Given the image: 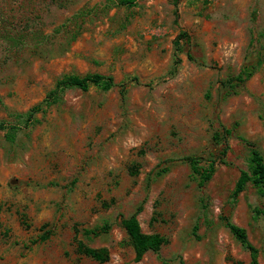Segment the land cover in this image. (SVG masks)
Returning <instances> with one entry per match:
<instances>
[{"label": "rangeland", "instance_id": "obj_1", "mask_svg": "<svg viewBox=\"0 0 264 264\" xmlns=\"http://www.w3.org/2000/svg\"><path fill=\"white\" fill-rule=\"evenodd\" d=\"M117 1L0 0V121L18 128L0 131V264H98L75 241L106 248L103 264H249L223 217L264 264V196L247 185L231 198L248 167L243 140L264 158V0ZM258 59L241 86L225 85ZM89 73L116 86L66 90L24 125L57 80ZM188 155L220 159L203 188ZM139 206L141 231L167 243L136 262L120 216Z\"/></svg>", "mask_w": 264, "mask_h": 264}, {"label": "trees", "instance_id": "obj_2", "mask_svg": "<svg viewBox=\"0 0 264 264\" xmlns=\"http://www.w3.org/2000/svg\"><path fill=\"white\" fill-rule=\"evenodd\" d=\"M174 3H176V0L174 1ZM117 4L120 6L132 7L135 5V0H118ZM181 41H189V36L186 32L179 33L174 40V68H176V66L180 63L177 54L181 51ZM187 58L190 61L193 60L190 54H187ZM261 63L262 59H258L255 63L244 67L237 76L226 81L225 85H227L230 90L238 88L253 75V73L261 65ZM130 80L135 82L137 81V79L134 77ZM115 86L116 83L114 81V78L110 75H103L99 73H89L85 75H66L55 82L53 88L47 93L41 103L33 106L27 113H25L24 115L22 114L19 117L23 119L22 122L24 123V125L28 126L35 121V115L37 113L42 112L46 109V107L54 104L58 100L59 95L66 90L78 89L82 92H86L90 88L95 87L102 91H109ZM124 92L125 84H121V95L124 94ZM232 93H234V91H232ZM17 129V127L9 126L6 123L0 121V131L7 130L9 132H12ZM225 133L228 135L230 133V130H225ZM243 141L249 148L248 167L246 170L240 171V174L231 192V198L233 200H235L246 189L247 185L253 186L261 196H264V158L260 150L254 145V143L247 140ZM179 160L189 165L192 174L198 180L199 188H203L211 180L220 159H210L206 162V159L204 157L188 155L181 157ZM202 162H206V164L202 165ZM166 171L167 167H164L157 170L156 172H151L149 174V177L152 174H154L155 176H160ZM129 173L130 175L135 176L137 174L136 167L131 166L129 168ZM140 211L141 206L137 207L135 212L128 217L120 216V226L123 228L126 234L128 244L133 249L135 255L134 259L136 262L140 261L147 252L158 253L160 248L167 243V240L159 234H145L141 231L139 222L137 220V215ZM254 213V219H256L261 212L255 210ZM222 220L224 222V226L229 230L231 235L239 242V244L244 249L249 252V264H259V250L249 242L245 229L233 224L227 217H223ZM109 230L110 225L103 224L100 227L83 230V234L86 236L97 237L102 234H106ZM197 230L198 227L195 224L192 228V234L196 240L199 239V237L196 235ZM48 236L49 232L45 231L36 239L31 240L29 242V245L45 242L48 239ZM26 246V248H28V245ZM75 251L78 255L90 258L98 264H103L109 260V252L106 248H90L81 241H75Z\"/></svg>", "mask_w": 264, "mask_h": 264}]
</instances>
